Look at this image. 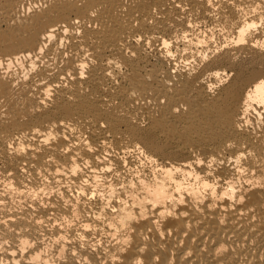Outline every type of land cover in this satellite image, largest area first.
Instances as JSON below:
<instances>
[{
    "label": "bare ground",
    "instance_id": "1",
    "mask_svg": "<svg viewBox=\"0 0 264 264\" xmlns=\"http://www.w3.org/2000/svg\"><path fill=\"white\" fill-rule=\"evenodd\" d=\"M240 4L0 0V264H264V32ZM157 136L176 157L134 159Z\"/></svg>",
    "mask_w": 264,
    "mask_h": 264
},
{
    "label": "rangeland",
    "instance_id": "2",
    "mask_svg": "<svg viewBox=\"0 0 264 264\" xmlns=\"http://www.w3.org/2000/svg\"><path fill=\"white\" fill-rule=\"evenodd\" d=\"M241 2L242 1V4H240V5H242L243 7H241L240 6V10L242 11H240V13L244 16L246 13V18H247V20L249 19V20H254V22L256 23V24H258V26L255 24V26H254V28L255 29H253L254 31L257 29V31L259 32L260 31V29H261V31L263 30V32H264V0H238V2ZM248 4V5H247ZM253 5H255V7L253 6ZM257 5V6H256ZM247 6V7H246ZM250 6H253L255 9H251V8H253V7H250ZM245 7H246V9H245ZM257 7V8H256ZM250 8V9H249ZM244 10H247V11H245V14L243 13L244 12ZM253 10V11H252ZM255 10V11H254ZM252 12L253 13V15H252V13H250V12ZM255 12H258V13H255ZM261 12V13H260ZM255 14L257 15V17H259V18H256L255 17ZM240 15V14H239ZM242 15H240V16H242ZM249 15V16H248ZM259 15V16H258ZM253 16V17H252ZM250 17H252V18H250ZM263 18V19H262ZM260 20H262V21H260ZM210 25V26H209ZM213 24H211L210 22H201V23H198L197 24V26L195 25V29L197 30V32L199 31L200 32V34H202V36H204V37H206V38H208V37H210L209 38V42L210 43H212L211 45H212V47H215V45H217V46H219L220 44L221 45H223V43L225 44V46L224 47H226V48H228V49H230V48H232V47H234V44H235V37H236V33H235V31H234V33H233V31L231 30V29H229V28H226V27H221V26H216V25H213ZM263 26V27H262ZM198 28V29H197ZM232 31V33H231V31ZM252 30V32L253 33H255V32H257V31H253ZM224 31V32H223ZM210 32V33H209ZM205 33V34H204ZM219 34V35H218ZM232 34H235V35H232ZM207 35V36H206ZM210 35V36H209ZM229 35V36H228ZM234 37V38H233ZM233 38V39H232ZM214 45V46H213ZM227 45V46H226ZM229 45V46H228ZM140 124L142 125H140V128H141V130H140V133L142 132V134H144V132H145V129L147 128L146 126H147V123L146 122H144V121H140ZM144 130V131H143ZM156 138V137H155ZM155 138H154V140H155ZM153 140V142H152V144H146V143H144V142H142V141H140L139 142V140H137L135 143L136 144H134V149H133V151L134 152H132V156L133 157H135L134 159H142L143 158V156H152V154H153V158L155 157V159H157L156 157H158V156H160V158L158 157V161H165L166 159V161H170V160H172V158L174 159V157H176V155H175V149H174V147L173 146H171V147H166L165 148V146L163 145V144H166V140H164V139H162L161 137H159V136H157V138H156V140H158V141H154ZM163 140V141H162ZM159 141H161V142H159ZM161 144V146H160V144ZM159 147V149H161V151L158 149V147ZM165 148V149H164ZM172 148L174 149V150H172ZM141 149V150H140ZM162 149H164V150H162ZM167 149H168V151H167ZM165 152L166 154H163L162 152ZM172 153V154H174V155H172L170 152ZM148 152V153H147ZM138 154V155H137ZM171 154V155H170ZM168 155V156H167ZM167 156V157H166ZM163 157V158H162ZM172 157V158H171ZM165 158V159H164ZM169 159V160H168Z\"/></svg>",
    "mask_w": 264,
    "mask_h": 264
}]
</instances>
